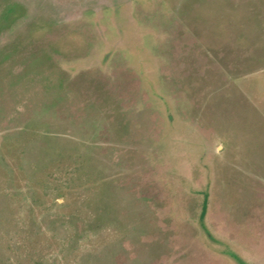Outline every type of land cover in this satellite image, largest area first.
Listing matches in <instances>:
<instances>
[{"label":"rangeland","instance_id":"rangeland-1","mask_svg":"<svg viewBox=\"0 0 264 264\" xmlns=\"http://www.w3.org/2000/svg\"><path fill=\"white\" fill-rule=\"evenodd\" d=\"M0 264H264V0H0Z\"/></svg>","mask_w":264,"mask_h":264}]
</instances>
